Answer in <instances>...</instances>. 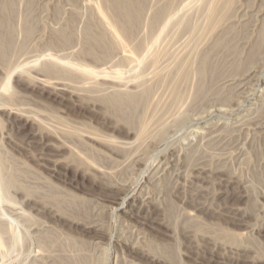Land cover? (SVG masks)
Instances as JSON below:
<instances>
[{
    "label": "rangeland",
    "instance_id": "rangeland-1",
    "mask_svg": "<svg viewBox=\"0 0 264 264\" xmlns=\"http://www.w3.org/2000/svg\"><path fill=\"white\" fill-rule=\"evenodd\" d=\"M0 167L8 264H264V0H0Z\"/></svg>",
    "mask_w": 264,
    "mask_h": 264
},
{
    "label": "bare ground",
    "instance_id": "bare-ground-1",
    "mask_svg": "<svg viewBox=\"0 0 264 264\" xmlns=\"http://www.w3.org/2000/svg\"><path fill=\"white\" fill-rule=\"evenodd\" d=\"M216 2H217V1H216ZM227 2H228V1H227ZM227 2H226V3H227ZM210 3H211V2H210ZM230 5H231V4H230ZM228 7H229V6H228ZM207 9H208V8H207ZM211 10H212V8H211ZM209 11H210V10H209ZM223 12H224V11H223ZM211 13H212V12H211ZM219 14H220V13H219ZM222 14H223V13H222ZM205 18H206V16H205ZM213 18H214V17H213ZM207 20H208V19H207ZM213 20H214V19H213ZM216 20H217V19H216ZM211 21H212V20H211ZM205 22H206V21H205ZM208 22H209V21H208ZM213 22H214V21H213ZM220 23H221V22H220ZM170 38H171V37H170ZM206 39H207V38H206ZM200 40H201V39H200ZM200 40H199V41H200ZM164 45H165V43H164ZM162 46H163V45H162ZM158 48H159V47H158ZM165 48H166V47H165ZM160 49H161V48H160ZM163 51H164V50H163ZM163 51H161V52H163ZM155 52H156V51H155ZM159 53H160V52H159ZM157 55H158V53H157ZM161 55H162V54H161ZM154 56H155V55H154ZM158 58H159V57H158ZM158 58H155V59H158ZM157 61H158V60H157ZM157 61H155V62H157ZM156 68H157V67H156ZM182 70H183V69H182ZM156 72H157V71H156ZM183 72H184V71H183ZM183 72H181V74H182ZM157 73H158V72H157ZM185 73H186V72H185ZM100 75H101V79L104 78V79L111 80V81H119L118 78H116V76H115V75H112V74H104V73H101ZM145 76H146V75H145ZM141 77H142V76H141ZM150 77H151V76H150ZM179 77H180V74H179ZM29 78H30V77H29ZM34 78H35V77H34ZM37 78H38V77H37ZM40 79H41V78H40ZM46 79H47V78H46ZM130 79H131V78H130ZM130 79H129V81H130ZM136 79H138V78H136ZM145 79H146V78H145ZM148 79H149V78H148ZM181 79H183V78L181 77ZM181 79H180V80H181ZM31 80H32V79H31ZM120 80H121V79H120ZM32 81H33V80H32ZM42 81H43V80H42ZM46 81H47V80H46ZM131 81H132V80H131ZM138 81H139V79H138ZM148 81H149V80H148ZM44 82H45V81H44ZM60 82H61V81H60ZM133 82H135V81H133ZM136 82H137V81H136ZM177 82H178V81H177ZM42 83H43V82H42ZM34 84H35V83H34ZM44 84H46V82H45ZM49 84H50V83H49ZM172 84H173V83H172ZM172 84H171L170 86H173ZM177 84H179V82H178ZM175 85H176V82H175ZM173 87H174V86H173ZM170 88H172V87H170ZM182 88H183V87H182ZM106 89H107V88H106ZM173 89H174V88H173ZM173 89H172V90H173ZM172 90H171V91H172ZM169 91H170V89H169ZM169 91H168V92H169ZM72 92H73V91H72ZM168 92H167V93H168ZM175 92H176V91H175ZM183 92H184V91H183ZM183 92H182V93H183ZM177 93H178V91H177ZM177 93H176V94H177ZM173 94H174V92H173ZM173 94H172V95H173ZM76 95H77V94H76ZM174 95H175V94H174ZM88 96H89V95H88ZM163 96H165V95L163 94ZM78 97H79V96H78ZM173 97H174V96H173ZM181 97H182V96H181ZM79 98H80V97H79ZM89 99H91V98H89ZM160 99H161V98H160ZM82 100H83V99H82ZM161 100H162V99H161ZM164 100H165V99H164ZM164 100H163V101H164ZM172 100H173V99H172ZM180 100H181V99H180ZM100 102H101V100H100ZM167 102H168V101H167ZM3 103H4V102H3ZM81 103H82V102H81ZM93 103H94V102H93ZM161 103H164V102H161ZM171 103H172V102H171ZM4 104H5V103H4ZM95 104H96V103H95ZM172 104H173V103H172ZM101 105H102V104H101ZM163 107H164V106H163ZM165 107H166V106H165ZM72 108H73V107H72ZM168 108H169V107H168ZM168 108H167V110H169ZM159 109H160V108H158V110H157L158 112H159ZM171 109H172V108H171ZM36 110H37V109H36ZM167 110H166V111H167ZM14 111H15V110H14ZM38 111H39V110H38ZM161 111H162V110H161ZM166 111H165V112H166ZM106 112H107V111H106ZM165 112H164V113H165ZM99 113H100V112H99ZM104 114H105V113H104ZM47 115H48V114H47ZM157 115H159V114H157ZM161 116H162V115H161ZM46 117H47V116H46ZM113 117H114V116H113ZM155 117H156V116H155ZM163 117H164V116H163ZM151 118H152V117H151ZM55 119H57V118H55ZM64 119H65V118H64ZM115 120H117V119L115 118ZM157 120H159V119H157ZM169 120H170V119H169ZM51 121H52V120H51ZM58 121H59V120H58ZM159 121H160V120H159ZM167 121H168V120H167ZM167 121H166V122H167ZM61 122H62V121H61ZM116 122H117V121H116ZM121 122H123V121H121ZM147 122H148V121H147ZM40 123H41V122H40ZM125 123H126V122H125ZM61 124H62V123H61ZM73 124H74V123H73ZM84 124H85V123H84ZM97 124H98V123H97ZM128 124H129V123H128ZM141 124H142V123H141ZM157 124H158V121H157L156 125H157ZM105 125H106V124H105ZM152 125H154V124H152ZM162 125H163V124H162ZM43 126H44V125H43ZM58 126H59V124H58ZM61 126H63V125H61ZM87 126H88V125H87ZM144 126H145V125H144ZM91 127H92V126H91ZM106 127L108 128V127H110V126H106ZM147 127H148V126H147ZM39 128H40V127H39ZM67 128H68V126H67ZM92 128H94V127H92ZM92 128H90V129H92ZM140 128H141V127H140ZM58 129H59V128H58ZM82 129H83V128H82ZM87 129H88V128H87ZM87 129H86V130H87ZM94 129H95V128H94ZM113 129H114V128H113ZM135 129H137V128H135ZM59 130H61V129H59ZM59 130H58V131H59ZM63 130H64V129H63ZM72 130H73V129H72ZM83 130H84V129H83ZM83 130H82V131H83ZM92 130H93V129H92ZM128 130H130V129H128ZM148 130H149V129H148ZM61 131H62V130H61ZM61 131H60V132H61ZM64 131H65V130H64ZM64 131H63V132H64ZM66 131H67V130H66ZM84 131H85V130H84ZM84 131H83V132H84ZM88 131H89V129H88ZM88 131H87V132H88ZM94 131H95V130L92 131V132H93L92 134H93L94 136L99 137V138L101 137V138L103 139V137L100 136V135H102V134H99V135H98V132L96 131L97 133H94ZM98 131H99V130H98ZM136 131H137V130H136ZM45 132H46V131H45ZM52 132H53V131H52ZM56 132H57V131H56ZM67 132H68V131H67ZM127 132H130V131H127ZM133 132H134V131H133ZM57 133H59V132H57ZM73 133H74V132H73ZM88 133L91 134L90 132H88ZM99 133H100V132H99ZM145 133H146V132H145ZM152 133H154V132H152ZM54 134H55V131H54ZM70 134H71V133H70ZM85 134H87V133L85 132ZM85 134H84L83 136H85ZM95 134H97V135H95ZM139 134L143 135V131H141V132L139 131V133H138V137L141 136V135L139 136ZM62 135H64V134H62ZM120 135H121V134H120ZM146 135H147V134H146ZM51 136H52V135H51ZM65 136H66V135H65ZM67 136H68V135H67ZM76 136H77L76 138H78V137H79V134L76 135ZM80 136H81L80 138L83 139L82 134H80ZM90 136H91V137H90ZM90 136H89L90 138H92V139L95 138V139H96V137H94V136H92V135H90ZM103 136H104V135H103ZM106 136H107V135H106ZM110 136H111V135H110ZM44 137H45V136H44ZM87 137H88V136L86 135V138H87ZM135 137H137V136H135ZM138 137H137V138H138ZM141 137H142V136H141ZM60 138H61V136H60ZM63 138H64V137H63ZM67 138H68V137H67ZM99 138L96 139V140H98V142L102 143L103 141H100ZM111 138H112V137H111ZM148 138H149V137H148ZM78 139H79V138H78ZM78 139H77V140H78ZM95 139H93V140H95ZM104 139L107 141V143L110 144V145L108 144V146H112L111 144H113V145H114V144H115V145L118 144V142L114 143V142L116 141L114 138H112L113 140L111 139V140H112L111 142H109L110 139H107V138H104ZM104 139H103V140H104ZM138 139H139V138H138ZM87 140H88V139H87ZM87 140H84V141H87ZM93 140H92V143L90 142L91 144H93ZM96 140H95V142H96ZM105 140H104V141H105ZM108 140H109V141H108ZM133 140H134V139H133ZM79 141H80V140H78V142H79ZM106 141H105V142H106ZM118 141H119V140H118ZM135 141H137V139H135L134 142H135ZM63 142H64V141H63ZM65 142H66V141H65ZM73 142H74V141H73ZM95 142H94V143H95ZM105 142H103L104 145H105ZM112 142H113V143H112ZM130 142L133 143V141H130ZM130 142H129L127 145H130ZM139 142H140V141H139ZM139 142L137 141V143H139ZM96 143H97V142H96ZM107 143H106V144H107ZM123 143H124V142H123ZM123 143H122V144H123ZM126 143H127V141H125L124 144L126 145ZM132 143H131V144H132ZM69 144H70V143H69ZM82 144H83V142H82ZM84 144H86V143H84ZM124 144H123V145H124ZM61 145H63V144H61ZM80 145H81V144H80ZM86 145H87V144H86ZM137 145H138V144H137ZM63 146H64V145H63ZM84 146H85V145H84ZM89 146H90V145H89ZM106 146H107V145H106ZM117 146H118V145H117ZM146 146H147V145H146ZM73 147H74V145H73ZM92 147L94 148V146H92ZM92 147H91V148H92ZM115 147H116V146H115ZM115 147H113V148L115 149ZM122 147H124V146H122ZM136 147H137V146H136ZM60 148H61V146H60ZM66 148L68 149V147H66ZM83 148H84V147H83ZM83 148H82V149H83ZM99 148H100V147H99ZM109 148H111V151L113 150L114 152H115V150H116V149L114 150L112 147H109ZM118 148H119V147H118ZM139 148H140V146H139ZM74 149H76V148H74ZM84 149H85V148H84ZM84 149H83V150H84ZM88 149H89V148H88ZM127 149H128V147H127ZM65 150H66V149H65ZM78 150H79V149H78ZM119 150H121V149H119ZM138 150H139V149H138ZM138 150H137V151H138ZM68 151H69V150H68ZM71 151H73V150H71ZM75 151H77V149L74 150V152H75ZM88 151H89V150H88ZM94 151H95V149H94ZM113 151H112V152H113ZM122 151H123V150H122ZM122 151H121V152H122ZM125 151H126V150H125ZM66 152H67V151H66ZM74 152H73V153H74ZM116 152H117V150H116ZM121 152H120V153H121ZM140 152H141V151H140ZM79 153H80V152H79ZM89 153H90V152H89ZM94 153H97V151L93 152L92 154H94ZM98 153H99V151H98ZM100 153L102 154L101 151H100ZM100 153H99V154H100ZM120 153H119V154H120ZM133 153H134V151H133ZM143 153H144V152H143ZM76 154H77V153H76ZM82 154H83V153H82ZM104 154H105V153H104ZM124 154H125V152H124ZM124 154H123V155H124ZM134 154H135V153H134ZM78 155H80V154H78ZM78 155H77V157H78ZM83 155H84V154H83ZM105 155H107V154H105ZM81 156H82V155H81ZM87 156H88V153H87ZM101 156H102V155H101ZM73 157H74V156H73ZM83 157H84V156H83ZM94 157H95V156H94ZM103 157H104V156H103ZM108 157H109V156H108ZM108 157H107V158H108ZM127 157H128V155H127ZM78 158H79V157H78ZM78 158H77V159H78ZM81 158H82V157H81ZM110 158H111V157H110ZM118 158H119V156H118ZM120 158H121V157H120ZM122 158H123V156H122ZM125 158H126V156H125ZM71 159H72V157H71ZM73 159H74V158H73ZM77 159L75 160L76 162H77ZM79 159H80V158H79ZM123 159H124V158H123ZM97 160H98V159H97ZM107 160H108V159H107ZM124 160H125V159H124ZM72 161H73V160H72ZM79 161H81V160H79ZM82 161H83V160H82ZM89 161H90V160H89ZM95 161H96V159H95ZM110 161H111V160H110ZM115 161H116V160H115ZM121 161H122V160H121ZM121 161H119V162H121ZM55 162H56V161H55ZM86 162H88V161H86ZM86 162H85V164H86ZM91 162H92V161H91ZM113 162H114V161H113ZM117 162H118V161H117ZM115 163H116V162H115ZM126 163H127V162H126ZM71 164H72V163H71ZM73 164H74V162H73ZM89 164H90V163H88V165H89ZM93 164H94V163H93ZM93 164H92V165H93ZM100 164H101V163H100ZM110 164H111V163H110ZM121 164H122V163H121ZM88 165H87V166H88ZM94 165H95V164H94ZM107 165H108V164H107ZM75 166H76V165H75ZM82 166H83V165H82ZM87 166H86V167H87ZM102 166H103V165H102ZM114 166H115V164H114ZM126 166H128V165H126ZM93 167H94V166H93ZM97 167H99V166H97ZM105 167H106V166H105ZM115 167H116V166H115ZM131 167H133V165H132ZM140 167H141V166H140ZM94 168H95V167H94ZM107 168H109V167H107ZM0 169H1V167H0ZM143 169H144V168H143ZM100 170H102V169H100ZM141 171H142V170H141ZM100 172H101V171H100ZM106 172H107V171H106ZM107 173H108V172H107ZM109 173H111V172H109ZM109 173H108V174H109ZM100 174H101V173H100ZM103 174H104V173H103ZM113 174H114V172H113ZM109 175H110V174H109ZM105 177H106V176H105ZM100 181H101V180H100ZM108 181H109V179H108ZM4 183H5V182H4ZM9 183H10V182H9ZM106 183H108V182H106ZM110 183H112V182L110 181ZM1 184H2V183H1ZM6 184H7V183H6ZM104 184H105V183H104ZM112 184H113V183H112ZM112 184H111V185H112ZM114 184H115V183H114ZM8 185H9V184H8ZM106 185H107V184H106ZM115 185H116V184H115ZM0 186H1V185H0ZM104 186H105V185H104ZM107 186H108V185H107ZM112 186H114V185H112ZM117 186H118V185H117ZM120 186H121V185H120ZM7 187H9V186H7ZM110 187H111V186H110ZM110 187H109V188H110ZM121 187H122V186H121ZM1 188H2V187H1ZM125 188H126V187H125ZM126 189H127V188H126ZM0 190H1V189H0ZM11 190H12V189H11ZM13 190H14V189H13ZM13 190H12V192H13ZM114 190H115V189H114ZM119 191H120V190H119ZM3 192H4V191H3ZM1 193H2V192H1ZM14 193H15V192H14ZM33 193H34V192H33ZM33 193H32V195H34ZM2 194H3V193H2ZM2 194H1V195H2ZM21 194H22V193H21ZM36 194H37V193H36ZM38 194H39V193H38ZM38 194H37V195H38ZM112 194H114V193H112ZM26 195H27V194H26ZM30 195H31V193H30ZM106 195H107V194H106ZM4 196H5V195H4ZM40 196H41V195H40ZM104 196H105V195H104ZM1 197H2V196H1ZM10 197H11V196H10ZM38 197H39V196H38ZM123 197H124V196H123ZM29 198H30V197H29ZM41 198H43V197H41ZM104 198H106V197H104ZM118 198H119V197H118ZM120 198H121V197H120ZM32 199H35V198H32ZM114 199H115V198H114ZM114 199H112V200H114ZM27 200H29V199H27ZM37 200L39 201V199H37ZM112 200H111V201H112ZM38 201H34V202H38ZM41 201H42V200H41ZM56 201H57V200H56ZM116 201H117V200H116ZM116 201H115V202H116ZM30 202H31V200H30ZM30 202H27V203H30ZM42 202H43V201H42ZM44 202H45V201H44ZM113 202H114V201H113ZM38 203H39V202H38ZM46 203H47V202H46ZM16 204H17V203H16ZM25 204H26V203H25ZM39 204H40V203H39ZM44 204H45V203H44ZM56 204H57V203H56ZM35 205H36V204H35ZM37 205H38V204H37ZM42 205H43V204H42ZM33 206H34V205H33ZM40 206H41V205H40ZM44 206H45L44 208L46 209V205H44ZM42 207H43V206H42ZM44 208H43V209H44ZM52 208H53V207H52ZM52 208H51V209H52ZM39 209H40L39 211L43 212V211H42L43 209L41 210L40 207H39ZM33 210H34V209H33ZM48 210H49V209H48ZM54 210L56 211V209H54ZM54 210H52V211H54ZM63 210H64V209H63ZM52 211H51V212H52ZM68 212H69V211H68ZM7 213H8V212H7ZM43 213H44V212H43ZM46 213H47V212H46ZM59 213H60V211H59ZM59 213H58V214H59ZM66 213H67V212H66ZM0 214H1V212H0ZM10 214H11V213H10ZM38 214H39V213H38ZM55 214L57 215V213H55ZM1 215H2V214H1ZM20 215H21V214H20ZM22 215H24V214H22ZM46 215H47V214H46ZM60 215L62 216L63 213L61 212ZM67 215H68V214H67ZM2 216H3V215H2ZM49 216H50V215H49ZM52 216H53V213H52L51 217H52ZM64 216H65V215H64ZM64 216H63V217H64ZM72 216H73V215H72ZM75 216H76V215H75ZM89 216H90V215H89ZM89 216H88V217H89ZM91 216H92V215H91ZM20 217H21V216H20ZM45 217H46V216H45ZM58 217H59V216H58ZM66 217H67V216H66ZM66 217H64V218H66ZM70 217H71V215H70ZM70 217H69V218H70ZM95 217H96V216H95ZM5 218H6V216H5ZM60 218H61V217H60ZM74 218H75V217H74ZM97 218H98V217H97ZM24 219H25V218H24ZM34 219H35V218H34ZM76 219H77V218H76ZM82 219H83V217H81V220H82ZM86 219H87V218H86ZM52 220H53V219H52ZM67 220H68V219H67ZM78 220H79V219H78ZM83 220H84V219H83ZM88 220H90V219H88ZM5 221H6V220H5ZM14 221H15V220H13V219H12V220H7V221H6V222L9 223V225L12 227V232H11V231H10V232L14 234L13 236H15V235L17 234V233H16V228L18 227ZM47 221H48V220H47ZM71 221H73V220H71ZM74 221H75V220H74ZM74 221H73V222H74ZM37 222H38V221H37ZM43 222H44V221H43ZM83 222H84V221H83ZM34 223H36V221H33V224H34ZM38 223H39V222H38ZM79 223H80V222H79ZM94 223H95V222H94ZM97 223H98V222H97ZM71 224H72V223H71ZM83 224H84V223H83ZM83 224H81V225H83ZM92 224H93V223H92ZM99 224H101V223H99ZM43 225H45V224H43ZM87 225H89V224H87ZM90 225H91V224H90ZM93 225H94V224H93ZM5 226H6V225H5ZM75 226H76V225H75ZM94 226H95V225H94ZM84 227H85V226H84ZM18 228H19V227H18ZM10 229H11V228H10ZM88 229H89V228H88ZM93 229H94V228H93ZM99 229H100V228H99ZM7 230H8V229H7ZM94 230H95V229H94ZM97 230H98V229H97ZM99 231H100V230H99ZM239 234L241 235V233H239ZM97 236H98V235H97ZM97 236H96V237H97ZM99 237H100V236H99ZM15 238H16V237H15ZM13 240H15V239L13 238ZM10 241H11V240H10ZM15 241H17V239H16ZM15 241H14V242H15ZM206 241H207V240H206ZM14 242H13V244H14ZM18 242H19V241H18ZM142 244H143V243H142ZM9 245L14 246V245H12V244H9ZM2 246H3V245H2ZM6 246H7V245H5V247H6ZM3 247H4V246H3ZM9 247H10V246H9ZM7 248H8V247H7ZM7 248H6V249H7ZM8 249H10V248H8ZM8 249H7V250H8ZM11 249L13 250V248H11ZM4 250H5V249H4ZM7 250H6V251H7ZM19 250H20V249H19ZM8 251H9V250H8ZM8 251H7L6 253H4V254H0V264H8L6 259L9 258V256H8V258H7V255H10V254H11V253H10L11 250H10V252H8ZM1 252H2V251H1ZM9 253H10V254H9ZM146 254H147V253H146ZM185 255H186V254H185ZM45 256H46V255H45ZM46 257H47V256H46ZM201 257H202V256H201ZM150 258H152V257H150ZM199 258H200V257H199ZM218 258H219V257H218ZM13 259H14V258H13ZM13 259H12V260H13ZM153 259H154V257H153ZM160 259H161V258H160ZM209 259H210V258H209ZM8 260H9V259H8ZM155 261H157V260H155ZM158 261H159V260H158ZM159 262H160V261H159ZM201 262H202V261H201ZM200 264H201V263H200ZM217 264H218V263H217Z\"/></svg>",
    "mask_w": 264,
    "mask_h": 264
}]
</instances>
